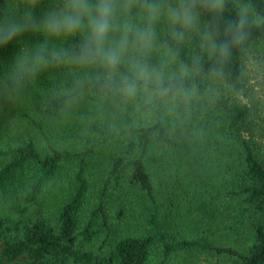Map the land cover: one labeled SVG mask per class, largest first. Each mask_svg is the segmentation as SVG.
<instances>
[{
    "label": "trees",
    "instance_id": "obj_1",
    "mask_svg": "<svg viewBox=\"0 0 264 264\" xmlns=\"http://www.w3.org/2000/svg\"><path fill=\"white\" fill-rule=\"evenodd\" d=\"M252 3L264 15V0ZM234 14L230 0L225 20ZM42 39L29 33L20 50ZM253 49L264 59V26L233 48L224 79L215 81L208 76L215 61L201 50L199 35L181 45L180 60L203 56L190 79L205 102L197 106L193 98L174 118L163 103L112 106L95 84L73 98L67 64L50 66L20 93L0 89L13 137L0 143V264H195L197 253L229 261L213 264H264V114L236 96L249 97L246 59ZM16 52L3 53L0 78ZM210 87L218 89L212 98ZM96 102L111 105L92 125L86 149L45 140L60 122L53 118ZM51 187L60 195L50 211L41 202Z\"/></svg>",
    "mask_w": 264,
    "mask_h": 264
},
{
    "label": "clouds",
    "instance_id": "obj_2",
    "mask_svg": "<svg viewBox=\"0 0 264 264\" xmlns=\"http://www.w3.org/2000/svg\"><path fill=\"white\" fill-rule=\"evenodd\" d=\"M231 2L235 14L225 20L230 0H0V64L5 51L17 49L0 89L20 93L50 66L67 64L74 69L73 98L95 84L117 107L187 108L200 95L190 78L201 70L203 56L182 61L180 46L199 35L201 50L215 61L208 76L222 81L233 48L246 44L253 27L264 26L252 0ZM29 33L43 39L20 50ZM208 94L212 98L218 89L210 87Z\"/></svg>",
    "mask_w": 264,
    "mask_h": 264
},
{
    "label": "rangeland",
    "instance_id": "obj_3",
    "mask_svg": "<svg viewBox=\"0 0 264 264\" xmlns=\"http://www.w3.org/2000/svg\"><path fill=\"white\" fill-rule=\"evenodd\" d=\"M246 69H247V89H249L248 96L244 97V95H236L237 100H241L243 103L252 105L256 102L257 104V110L262 111L264 114V59L261 58V53L257 49H253L247 59H246ZM226 96L229 98L230 95ZM192 101V100H191ZM191 101L189 104H192ZM205 102V98L202 97V95L195 97V103L198 105L203 106ZM110 105H105L100 102H96L93 107L89 108L88 110H82L79 111L77 108L79 106L73 105L71 110V113L68 116H65V118H53V120H59L60 122L52 123L50 125V130H48L49 134L48 137H44L47 142H51L53 144H60L64 147H70V148H80V149H86L88 147L87 142L89 141L90 136H92V125H94L96 122H101L105 119V117L108 114V111L106 108ZM114 104L112 103V106ZM180 108H185V106L181 103L178 104L176 107L171 106V110L168 112V115H171L173 118L181 114ZM189 113V112H187ZM7 116L5 114H2V111L0 110V143L3 145L7 144L9 141V138L13 139V137L10 134L9 137V129L6 131L5 127L9 126L11 124V118L8 116V120H6L4 117ZM116 123H123L122 119L117 118L115 120ZM63 125L57 126V125ZM56 126V127H52ZM61 129L62 131L59 132L58 130ZM42 138V139H44ZM264 150V149H263ZM175 167V166H174ZM51 193L50 195H47L43 201L41 202V206L47 208L48 210H54L53 205L55 206V200H51V198L58 199V195H60V192L54 190L51 187ZM49 196V197H48ZM46 204V205H45ZM49 206V207H47ZM1 210V208H0ZM231 225L235 227H239V224L237 222L232 221ZM218 235V234H217ZM215 237V240H220V237ZM196 258L195 264H213L215 262H229L228 258L225 256H218V255H201V253H197L193 256V259Z\"/></svg>",
    "mask_w": 264,
    "mask_h": 264
}]
</instances>
